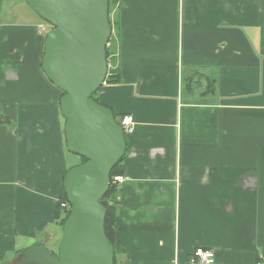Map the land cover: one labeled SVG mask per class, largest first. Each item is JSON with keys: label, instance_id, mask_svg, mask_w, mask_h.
<instances>
[{"label": "crops", "instance_id": "crops-1", "mask_svg": "<svg viewBox=\"0 0 264 264\" xmlns=\"http://www.w3.org/2000/svg\"><path fill=\"white\" fill-rule=\"evenodd\" d=\"M110 20L119 82L97 98L135 121L114 264H190L198 249L263 262L264 0H118ZM42 23L0 0V264L59 251L64 179L82 161L42 69Z\"/></svg>", "mask_w": 264, "mask_h": 264}, {"label": "water", "instance_id": "water-1", "mask_svg": "<svg viewBox=\"0 0 264 264\" xmlns=\"http://www.w3.org/2000/svg\"><path fill=\"white\" fill-rule=\"evenodd\" d=\"M52 29L45 41L42 69L65 95L61 112L70 153L87 160L64 179L72 206L57 256L38 246L17 264H114L115 247L105 230L102 204L111 172L127 153V139L111 109L92 97L106 84L107 47L113 34L110 0H26Z\"/></svg>", "mask_w": 264, "mask_h": 264}, {"label": "trees", "instance_id": "trees-1", "mask_svg": "<svg viewBox=\"0 0 264 264\" xmlns=\"http://www.w3.org/2000/svg\"><path fill=\"white\" fill-rule=\"evenodd\" d=\"M116 2H118V0H110L109 16L111 14L112 6H114V4H116ZM110 22H111V20H110ZM45 40H46V37H45ZM112 54L114 55L113 50H110V48L108 46L107 47V59H108L109 66L111 65V63L109 62V58L111 57L110 55H112ZM113 60H114V62H113L114 66L112 69H109V71H108L106 84H117L119 82V77L117 75V60H116L115 56H114ZM60 92H61V96L63 97L65 94L62 91H60ZM98 93H96L92 97V99L100 104V102L97 98ZM115 118H116L117 123L120 125V120L116 116H115ZM126 157H127V153H126L125 157L123 158V160L120 161V163L112 170L110 189L101 201L107 210V215H106V219H105L106 235L113 244H114V227H115L117 207L121 204L122 198H123L121 195L122 193L120 194L121 191H120L119 185L114 184L113 179L116 176L123 175V172L120 169V165L125 160ZM81 160H82L81 165L85 164L87 162V160L84 158H81ZM64 202H68L67 197H66V193H65V189L63 192V196L60 198V201L58 203V209H57V215H56V219H57V221H58V223L62 229L64 228V225H65V223H66V221L69 218L70 213H71V210L66 211V210L61 209V203H64ZM51 254L54 255L53 253H51ZM24 255H26V254H24Z\"/></svg>", "mask_w": 264, "mask_h": 264}, {"label": "built area", "instance_id": "built-area-1", "mask_svg": "<svg viewBox=\"0 0 264 264\" xmlns=\"http://www.w3.org/2000/svg\"><path fill=\"white\" fill-rule=\"evenodd\" d=\"M47 25L48 24L43 23L40 26V30L42 32L47 31ZM120 125L123 128L125 135H131L135 130V121L134 118L131 116H126L122 118V120L120 121ZM124 181L125 178L123 176H116L113 179V183L117 185H120ZM61 209L68 211L72 209V206L69 204V202H64L61 203ZM214 263H215V254L210 250L198 249L190 260V264H214ZM258 264H264V261Z\"/></svg>", "mask_w": 264, "mask_h": 264}, {"label": "rangeland", "instance_id": "rangeland-1", "mask_svg": "<svg viewBox=\"0 0 264 264\" xmlns=\"http://www.w3.org/2000/svg\"><path fill=\"white\" fill-rule=\"evenodd\" d=\"M116 4H117V2H116ZM116 4H114V5H116ZM41 22H43V20H41ZM43 23H45V22H43ZM47 24V23H46ZM41 26V25H40ZM52 28H51V26L49 25H47V31H44V34H46V33H48L49 32V30H51ZM46 36V35H45ZM114 38V37H113ZM111 42H112V40H111ZM111 45L113 46V50H114V47L116 46V42L114 41V42H112L111 43ZM111 57L109 58V62L111 63V65L109 66V69H112L113 68V62H114V60H113V58H114V55L112 54V55H110ZM59 238H60V235H59ZM50 251H52L51 249H50ZM51 253H53L55 256H57L58 255V253H59V251L58 250H56L55 252H51Z\"/></svg>", "mask_w": 264, "mask_h": 264}]
</instances>
